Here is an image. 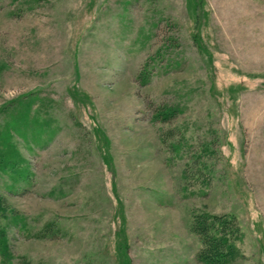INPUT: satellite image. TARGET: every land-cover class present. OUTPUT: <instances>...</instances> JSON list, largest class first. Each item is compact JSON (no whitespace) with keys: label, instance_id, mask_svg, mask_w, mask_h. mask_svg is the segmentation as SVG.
<instances>
[{"label":"rangeland","instance_id":"374dc122","mask_svg":"<svg viewBox=\"0 0 264 264\" xmlns=\"http://www.w3.org/2000/svg\"><path fill=\"white\" fill-rule=\"evenodd\" d=\"M9 128L0 263L264 264V0H0Z\"/></svg>","mask_w":264,"mask_h":264},{"label":"trees","instance_id":"16d2710c","mask_svg":"<svg viewBox=\"0 0 264 264\" xmlns=\"http://www.w3.org/2000/svg\"><path fill=\"white\" fill-rule=\"evenodd\" d=\"M2 136L0 137V174L8 170H15L17 173L19 165L24 160L15 142L11 140L12 128H9ZM4 200L0 194V256L4 257L6 262L8 261V244H6L8 241L1 225V218L6 215ZM192 229L201 239L203 246L200 258L206 264L232 263L239 256L237 240L240 236V228L232 216L199 214L195 217ZM0 264H4V261Z\"/></svg>","mask_w":264,"mask_h":264}]
</instances>
